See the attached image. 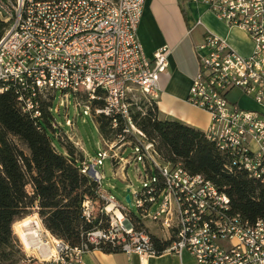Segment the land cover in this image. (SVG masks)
<instances>
[{"label":"built area","instance_id":"2783aa9c","mask_svg":"<svg viewBox=\"0 0 264 264\" xmlns=\"http://www.w3.org/2000/svg\"><path fill=\"white\" fill-rule=\"evenodd\" d=\"M204 3L217 19L243 31L253 48L250 55H240L226 39L206 32L195 47L198 69L187 102L208 114L203 133L228 160V167L264 186V0ZM144 4L145 0H0V20L5 24L0 95L13 93L20 111L38 121L49 102L52 115L60 92V103L73 97L75 112L83 108L94 116L110 117L113 127L119 117L133 128L130 109L145 114L142 106L155 105L170 51L162 47L152 58L145 56L136 37ZM241 97L257 109L241 107ZM100 100L103 107H93ZM64 125L72 130L68 117ZM52 128L61 131L54 122ZM136 131L149 172L146 186L134 193L139 215L102 189L103 177L94 170L98 160H93L96 198L84 200L82 218L94 224L103 215L104 226L86 233L77 247L43 227L40 236L29 238L30 252L23 246L26 258L36 252L44 263L83 264L84 254L107 248L141 261L171 253L184 259L183 264H264V219L249 222L234 213L223 191L180 165L160 162L153 145ZM107 146L112 156L103 151L101 158L126 166L111 144ZM152 168L159 182H154ZM87 171L82 165L81 173ZM166 242L169 245L158 251Z\"/></svg>","mask_w":264,"mask_h":264},{"label":"trees","instance_id":"16d2710c","mask_svg":"<svg viewBox=\"0 0 264 264\" xmlns=\"http://www.w3.org/2000/svg\"><path fill=\"white\" fill-rule=\"evenodd\" d=\"M4 30L0 20V38ZM50 106L51 102L45 104L42 118L34 121L20 111L13 93L0 95V264L18 262L11 227L34 204L44 229L71 247L79 246L86 233L100 224L104 226L106 221L103 215L94 224L82 218V203L95 200L98 184L81 173L82 154L76 153L70 143H58V148L46 132L44 126L50 129L53 122L47 110ZM94 106L103 107V101L94 102ZM142 107L145 114L134 107L130 109L131 125L153 145L160 162L180 165L192 175L203 176L228 196L232 211L245 220L264 219V186L242 171L230 169L228 160L203 132L178 122L158 120L155 105ZM116 119L117 126L113 127L110 117L95 118L99 137L106 145L125 140L129 124ZM152 178L160 181L156 171ZM168 245L169 242L158 245V251ZM101 251L118 253L107 248Z\"/></svg>","mask_w":264,"mask_h":264},{"label":"crops","instance_id":"0c3cea01","mask_svg":"<svg viewBox=\"0 0 264 264\" xmlns=\"http://www.w3.org/2000/svg\"><path fill=\"white\" fill-rule=\"evenodd\" d=\"M198 22L200 25H197ZM206 32L226 39L231 48L240 55L248 56L252 52V43L247 35L238 28H230L217 19L204 0H145L136 31L137 40L149 59L162 47H168L170 50L167 69L159 78L160 94L155 103L158 120L178 122L201 132L208 127V114L187 102L192 79L198 69L195 47L203 41ZM111 147L114 154L123 158V153L127 149L121 153L120 147L113 144ZM80 148L82 153H85L81 146ZM118 170V173L122 171V169ZM82 262L83 264L185 263L184 259L180 261L171 253H163L141 261L136 256L127 258L121 253H104L101 250H92L84 254Z\"/></svg>","mask_w":264,"mask_h":264},{"label":"rangeland","instance_id":"374dc122","mask_svg":"<svg viewBox=\"0 0 264 264\" xmlns=\"http://www.w3.org/2000/svg\"><path fill=\"white\" fill-rule=\"evenodd\" d=\"M61 95L62 94L60 92H57L55 100L52 104L53 122L61 127L59 128L61 131L53 132L52 128L49 129L47 126H44L46 132L52 138L58 148H60L58 143L61 145L70 143L75 148L76 153L82 154V165L87 168L88 171L86 176L91 180H93V177L89 171L93 165L92 162L93 160H98V164L94 167V170L99 171L103 177V180L100 182L102 189L111 191L117 201L125 204L128 208L131 207L129 210L133 213V215L138 216L139 213L135 205L134 193L140 191L146 186L144 177L146 175L149 176V172L147 171L148 166L146 161L142 160L141 153L139 152L140 144L137 141V129L128 125L126 129L127 131L124 135L125 140L122 142L112 143L113 145L119 143L117 147H120L119 152L121 153L127 149L123 153L124 161L128 162L126 166L121 164L119 165V161L111 159V157L102 159L101 152L106 151L107 155L109 156H112V153L111 151L109 152L106 144L103 145L100 140L95 122V118L97 116L90 114L83 108L75 112L73 97L69 96V98L64 99L63 102L60 103V98L62 97ZM235 100H238V96L235 98ZM82 101L85 103V98H83ZM239 105L248 109H257V107H255V105L247 98H239ZM56 108H59L58 112L55 111ZM66 117H68V119H70V121L73 123L72 130L64 125ZM65 132L69 133L65 134ZM80 146L84 149L85 153H82ZM20 147L23 148V150H26L24 146L20 145ZM123 168L124 170L118 173V169ZM151 174L152 176H155L154 168H152ZM26 190L29 193L31 192L29 186L26 187ZM126 196H129L130 198V206L125 201ZM28 219L33 221L36 220L40 227V231H44L42 220L38 215V207L36 204H34L31 208H28L26 214H24L21 219H18L13 223L11 230L13 238L16 240V247L14 248V255L18 260L16 264H48L44 262L41 263L36 252H34V257L31 259L26 258L24 253L25 247L23 248V244L21 243L18 233L16 232V226ZM148 225L149 227H152V225L146 222V226ZM25 250L28 252L26 248ZM184 258L185 261L188 260L186 254L184 255Z\"/></svg>","mask_w":264,"mask_h":264},{"label":"bare ground","instance_id":"6f19581e","mask_svg":"<svg viewBox=\"0 0 264 264\" xmlns=\"http://www.w3.org/2000/svg\"><path fill=\"white\" fill-rule=\"evenodd\" d=\"M40 224V222H39ZM16 232L18 233V236L21 240V243L23 246L29 251H31V248L29 246V238L38 237L40 236V227L36 220H25L22 223H19L16 226ZM30 249V250H29Z\"/></svg>","mask_w":264,"mask_h":264},{"label":"water","instance_id":"95a60500","mask_svg":"<svg viewBox=\"0 0 264 264\" xmlns=\"http://www.w3.org/2000/svg\"><path fill=\"white\" fill-rule=\"evenodd\" d=\"M89 172H90L91 176H93V174H94L93 169H90ZM125 201H126V203H127L128 205L130 204V198H129V196H126Z\"/></svg>","mask_w":264,"mask_h":264}]
</instances>
